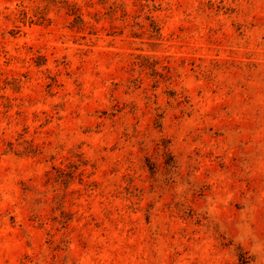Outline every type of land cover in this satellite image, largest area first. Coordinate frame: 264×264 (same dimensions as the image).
Returning <instances> with one entry per match:
<instances>
[{"label":"rangeland","instance_id":"obj_1","mask_svg":"<svg viewBox=\"0 0 264 264\" xmlns=\"http://www.w3.org/2000/svg\"><path fill=\"white\" fill-rule=\"evenodd\" d=\"M0 264H264V0H0Z\"/></svg>","mask_w":264,"mask_h":264}]
</instances>
